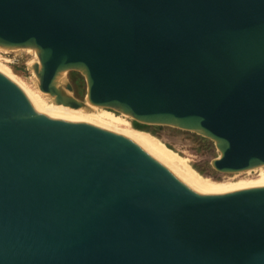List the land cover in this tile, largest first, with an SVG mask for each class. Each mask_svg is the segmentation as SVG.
<instances>
[{
	"label": "water",
	"instance_id": "1",
	"mask_svg": "<svg viewBox=\"0 0 264 264\" xmlns=\"http://www.w3.org/2000/svg\"><path fill=\"white\" fill-rule=\"evenodd\" d=\"M0 57V264H264V0H0ZM73 71L231 180L79 124Z\"/></svg>",
	"mask_w": 264,
	"mask_h": 264
},
{
	"label": "rangeland",
	"instance_id": "2",
	"mask_svg": "<svg viewBox=\"0 0 264 264\" xmlns=\"http://www.w3.org/2000/svg\"><path fill=\"white\" fill-rule=\"evenodd\" d=\"M20 48H15L18 50ZM67 78L69 81H75L76 86L75 91L70 94L77 98L78 100L84 101V95L86 93V83L85 80L78 72L67 73ZM85 103V102H84ZM132 124V121H131ZM141 124V123H140ZM150 128H154L157 131V135H154L148 131L141 130L133 127L136 131H143L149 134L151 137L155 138L165 146H170L168 148L178 156L183 157L187 160V164L194 168L191 164L196 165L205 175L211 176L216 180H220L223 176L230 175V173H221L216 171L211 165L210 161L219 152L214 146L212 140L196 134L191 131L179 129L167 125H147ZM195 169V168H194ZM197 170V169H196Z\"/></svg>",
	"mask_w": 264,
	"mask_h": 264
},
{
	"label": "bare ground",
	"instance_id": "3",
	"mask_svg": "<svg viewBox=\"0 0 264 264\" xmlns=\"http://www.w3.org/2000/svg\"><path fill=\"white\" fill-rule=\"evenodd\" d=\"M0 60H2V57H0ZM74 110L79 124L108 131L121 139L133 143L172 165L183 175L202 179L211 184H224L232 178L233 173L223 176L220 180L200 173L198 170L189 166L186 162L187 160L173 153L167 146L149 134L140 130L136 131L131 121L112 119L93 114L88 110L85 103L82 106L74 107Z\"/></svg>",
	"mask_w": 264,
	"mask_h": 264
},
{
	"label": "trees",
	"instance_id": "4",
	"mask_svg": "<svg viewBox=\"0 0 264 264\" xmlns=\"http://www.w3.org/2000/svg\"><path fill=\"white\" fill-rule=\"evenodd\" d=\"M132 126L135 127V128L141 129V130L148 131V132H150V133H152V134L158 136V135H157V131H156L154 128H150L149 126H147V125H145V124H140V123H138V122H132ZM145 126L148 127V128H146ZM167 146H168V145H167ZM168 147L171 148L170 146H168ZM171 149H172V148H171ZM191 165H192L195 169H197L200 173L204 174V173L202 172V170H200L196 165H194V164H191Z\"/></svg>",
	"mask_w": 264,
	"mask_h": 264
},
{
	"label": "flooded vegetation",
	"instance_id": "5",
	"mask_svg": "<svg viewBox=\"0 0 264 264\" xmlns=\"http://www.w3.org/2000/svg\"><path fill=\"white\" fill-rule=\"evenodd\" d=\"M72 83H73V85H74V87L76 86V82L75 81H72ZM146 127V126H145ZM146 128H148V127H146Z\"/></svg>",
	"mask_w": 264,
	"mask_h": 264
}]
</instances>
